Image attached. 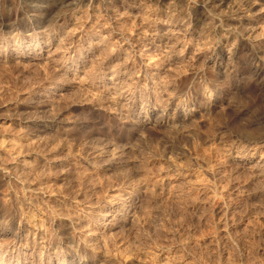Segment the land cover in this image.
I'll use <instances>...</instances> for the list:
<instances>
[{"label": "rangeland", "instance_id": "obj_1", "mask_svg": "<svg viewBox=\"0 0 264 264\" xmlns=\"http://www.w3.org/2000/svg\"><path fill=\"white\" fill-rule=\"evenodd\" d=\"M53 1L0 0V261L264 264V75L240 30L213 65L222 18L243 0ZM60 12L66 28L52 21ZM35 35L51 62L22 56ZM88 47L66 76L65 58ZM105 200L131 208L114 227L101 228Z\"/></svg>", "mask_w": 264, "mask_h": 264}, {"label": "bare ground", "instance_id": "obj_2", "mask_svg": "<svg viewBox=\"0 0 264 264\" xmlns=\"http://www.w3.org/2000/svg\"><path fill=\"white\" fill-rule=\"evenodd\" d=\"M66 1L68 0H54L53 2H56L57 4H65L67 3ZM91 1V0H90ZM51 2V1H50ZM110 2V1H109ZM226 2V0H219L216 5L219 4V6L223 5L224 3ZM55 3V4H56ZM71 3V2H70ZM107 3V2H106ZM75 6L70 8V10H75V8L78 6V3H74ZM67 5V4H66ZM106 5V4H105ZM226 5V4H225ZM260 6V8H258L256 11H254L255 7L256 6ZM263 2L260 3V1L258 0H249V1H246V0H243L242 3H241V6H244L245 8H248L246 10H242L240 9V7L238 6V8L236 9H233L231 11L232 14H227L225 15L224 19L222 18V20L224 21V24L226 23V25H222V26H226L225 29H224V33L226 34V37L224 39V44H223V47H224V50H220L219 53H215V60L213 65H215V67H219L222 62H223V58L226 57L225 60H228L231 55L233 53H231L233 51V48L234 46H236L237 42L235 43L236 40L234 39H231L233 35L231 34H234L235 32H237V30H240L242 31L241 33V37L242 39L245 40V47L247 48V50H250L249 53L250 55L252 56V59L254 60V71H255V74L257 76H263L264 75V47L262 44L259 43L258 39H257V36L255 34L256 32V26L254 25V22L256 21L255 19H253V17H251L250 14L252 13H255V14H261L262 13V9H263ZM62 6V5H61ZM215 6V5H214ZM227 6V5H226ZM202 7V6H201ZM203 8V7H202ZM227 8V7H226ZM201 9V8H200ZM242 10V11H241ZM61 13V12H60ZM212 12L209 10V11H203L200 12V17L198 18V20H205V19H208L210 18V16L212 15L211 14ZM215 14V13H214ZM199 16V15H198ZM53 22L57 23V25H59L60 27L62 26L63 28H66V26L68 25L69 23V20H67L66 18H63L62 17V13L61 14H55V16H53ZM74 17L75 20L79 19V17L76 15V16H72ZM213 17V16H212ZM211 17V18H212ZM48 19V18H47ZM72 19V18H71ZM257 19V18H256ZM211 20V19H210ZM221 20V21H222ZM212 21V20H211ZM220 21V22H221ZM222 21V23H223ZM76 22V21H75ZM73 23V22H72ZM168 30V29H167ZM178 30V29H177ZM177 30L174 28L172 30H168L167 32L165 31V33H163L162 35H157V37L159 38V42H160V45H165L167 44L170 40H172V38H176L175 37V34L177 32ZM68 32V31H67ZM222 33V34H224ZM159 34V33H158ZM224 36V35H223ZM157 38V39H158ZM224 38V37H223ZM60 41V40H59ZM62 42V40H61ZM144 43H142V48H140L139 46H135V50L134 48L133 49V52H140L144 46H146V44L150 41H147L146 39L143 40ZM220 42V41H219ZM54 43V42H53ZM58 43V42H57ZM244 43V42H243ZM51 42L50 41H46V42H39L38 41V38L35 36L33 37H30V39L27 41L26 44H24V46L22 47V56L24 55H27V54H30L31 56H29L30 60H33V62H38V61H41V60H45L46 61H52L53 60V56H54V52L51 51ZM129 46H133V45H129ZM221 47V45H220ZM66 48V47H65ZM163 48H166V46H164ZM66 49H69V47H67ZM93 49L95 50V48H87V50L83 53V54H79V59L77 60V63L76 64H73V63H68L71 61L72 56H67L65 58V62H66V67L64 69V72H65V75H78L80 72L83 71L84 67L86 66L87 62L90 61V57H91V53L93 51ZM221 49V48H220ZM164 53H168L169 50H164L163 51ZM175 54V52L173 53ZM125 57H124V61L127 62L129 59H128V55H129V52L125 53ZM176 55V54H175ZM174 56V55H173ZM210 56V55H209ZM153 57V56H152ZM150 57V58H152ZM210 58V57H208ZM201 57H198L197 60L200 61ZM252 62V61H251ZM150 66V65H148ZM159 67V65L157 66ZM154 70V69H153ZM154 72V71H153ZM156 73V72H155ZM261 76V77H262ZM102 77V76H101ZM153 78V77H152ZM111 79V78H109ZM154 79V78H153ZM111 84L113 85V87H115L118 82L115 81V80H111ZM170 86V84H166V85H163V88H166L168 89V87ZM52 92H58L59 93V90H61L60 87L58 86H55L54 87H51L50 88ZM49 90V89H48ZM203 92H206L205 90H203ZM202 92V93H203ZM210 92V91H209ZM207 94V93H206ZM205 95V94H204ZM41 101V100H40ZM154 113V109L151 110L150 114L151 113ZM149 114V115H150ZM147 115L145 116L146 118H150V116ZM144 116V115H143ZM261 124H264V121L260 122ZM242 159V157L240 158ZM264 161V160H262ZM262 163V162H261ZM260 163H258L257 165H259ZM113 199V198H112ZM116 199V198H114ZM106 201V200H105ZM107 202V201H106ZM110 204V208H108L106 210V212H104V214H102L103 218V221L100 222V225H101V228H107V227H110L113 225V223L117 220L118 216H117V212L119 211V209L121 208L122 210H124L125 212H129L128 210H131V208L127 207V206H122L121 204H119L118 201H109L107 202ZM95 206V205H94ZM98 206V205H97ZM103 206V205H102ZM104 209V208H103ZM120 209V210H121ZM121 217V216H120ZM100 219V220H101ZM119 220V219H118ZM117 220V221H118ZM116 221V222H117ZM120 221V220H119ZM68 224L73 226L75 223L73 221H68ZM67 224V225H68ZM118 224V223H117ZM96 225V224H95ZM36 224H33V229L34 230H40V226H37L35 227ZM75 227V226H73ZM96 227V226H95ZM99 227V226H98ZM114 227V226H112ZM100 228V227H99ZM98 229V228H96ZM2 230V229H1ZM0 230V231H1ZM103 229H101L102 231ZM99 231V229H98ZM103 232V231H102ZM38 233V232H37ZM37 233L34 232L32 234V240L31 242H35V238L37 237ZM43 243V242H42ZM43 246H45V244L43 243L42 245V248ZM31 247L33 248L34 246L31 245ZM23 248H28V245H25L23 246ZM22 253H25V256L23 257V261H21L19 258H17V261L16 263H13V261H11L10 259H5L3 261H0V264H41V262H37V261H34V259L29 255L31 254V252H22ZM56 252L54 251L53 255L49 256L47 260L44 261L43 264H62L61 262H59L57 260V256L55 255ZM27 255V256H26ZM26 261V262H25ZM39 261V260H38Z\"/></svg>", "mask_w": 264, "mask_h": 264}]
</instances>
